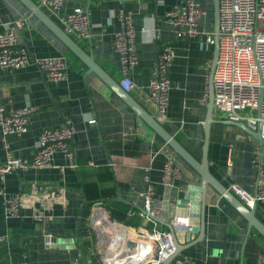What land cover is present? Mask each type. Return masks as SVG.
<instances>
[{
    "label": "crops",
    "instance_id": "1",
    "mask_svg": "<svg viewBox=\"0 0 264 264\" xmlns=\"http://www.w3.org/2000/svg\"><path fill=\"white\" fill-rule=\"evenodd\" d=\"M180 1L63 0L61 11L86 10L90 38L70 36L106 75L118 82L120 59L111 47L120 26L117 12L123 7L132 12L138 63L131 73L134 86L128 92L200 159L214 55V43L206 40L208 36L214 40L213 0L199 1L206 14L197 25L198 34L179 38L177 27L165 20L164 13ZM14 20L24 21L17 37L29 54L36 58L63 56L67 74L62 80L51 81L33 63L12 71L0 69V105L35 108L29 115L28 131L22 135L9 133L4 140L14 155L29 158L40 129L59 125L68 118L74 126L71 144L76 167L68 166V160L56 152L50 167L17 170L5 176L6 191L21 193V214L5 217L0 198V236L5 237L0 243V264H102L108 253L104 247L111 245L113 236L123 230L121 226L135 236L137 245L130 247L127 243L135 259L142 252L140 229L152 227L141 215L144 212L139 193L147 187L143 169L149 167L158 229L163 231L168 229L166 224L174 213V198L190 185L199 184V176L174 154L181 175L172 188L164 187L161 174L168 148L165 142L21 1L0 0V30L4 23ZM164 45L172 47L174 57L168 67V106L165 115L159 117L149 99L148 85L157 52ZM208 62L211 65L207 70ZM205 94L207 100L203 103ZM91 118L96 119L95 123H88ZM213 118L208 148L211 172L226 186L236 182L253 192L255 170L249 159L252 139L239 128L225 124L214 110ZM258 149V159L264 163V145ZM5 158L0 133V163ZM60 166L64 167L62 172ZM34 182L62 187L64 198L41 211L38 200L29 195ZM207 188L204 238L176 256L187 255L196 264H257L258 254L264 252V238L254 229L247 235L246 220L211 187ZM254 211L264 224V201L257 202ZM40 212L46 216L43 221L33 216ZM92 218L104 222L111 232L100 235L97 226L90 224Z\"/></svg>",
    "mask_w": 264,
    "mask_h": 264
},
{
    "label": "built area",
    "instance_id": "2",
    "mask_svg": "<svg viewBox=\"0 0 264 264\" xmlns=\"http://www.w3.org/2000/svg\"><path fill=\"white\" fill-rule=\"evenodd\" d=\"M200 0H181L173 4L165 13L167 22L176 26L177 37H194L198 34L197 25L206 11L201 7ZM40 8L45 9L54 17L65 33L78 38L89 39L91 24L84 8H76L69 12L61 11L63 0H37ZM119 29L114 33L111 47L118 53L120 59L119 86L124 91H130L134 83L132 70L138 63L135 48L136 30L132 21V12L120 8L117 12ZM24 26L23 20H14L3 24L0 30V69L12 71L30 63L35 64L51 81H59L66 77L67 63L63 56L36 58L29 54L27 48L19 43L17 31ZM157 38V35H156ZM214 43L211 36L206 39ZM174 57L172 47L164 45L159 48L152 68L148 85L149 99L154 103L157 116H164L171 84L168 79V67ZM206 64V69L210 66ZM213 91V110L219 118L234 122H244L249 128L257 130L264 139V0H219V38L218 53L211 74ZM262 93V97L260 95ZM207 100V94L202 102ZM34 107L6 108L0 105V133L6 152L4 162L0 163V198L4 205L5 217H19L21 193H8L5 189V176L17 170L31 168H47L56 152H60L67 160L68 166L76 167L72 147L74 126L70 119H64L59 125L40 129L34 144L31 157H19L13 154L4 140L5 135L14 133L22 135L28 131L29 115ZM89 119L88 123H95ZM162 167L161 184L172 188L175 180L181 175L176 156L168 148ZM259 149L254 147L252 163L256 167L253 192L247 191L236 182L227 187L248 208L259 201H264V163L258 159ZM64 167L60 166L62 172ZM143 181L147 187L139 196L145 218L152 225L150 230L140 229L139 239L142 246L150 247L147 252L143 247L141 254L135 259L130 257L122 264H133L144 254L155 256L146 264H162L173 255L175 246L169 230L158 229V209L153 204V191L150 184L149 167L143 169ZM65 190L50 183L34 182L29 195L38 200L40 207L47 209L64 198ZM37 221L46 217L43 212L33 215ZM113 221V220H112ZM114 222V221H113ZM116 223V222H114ZM177 222L173 224V227ZM190 229V226L187 227ZM50 237L49 235H47ZM5 240L0 236V243ZM140 240L138 242L140 243ZM134 262V263H135ZM9 264H26L25 262H10ZM102 264H106L102 258ZM170 264H196L190 257L175 256ZM257 264H264V252L258 254Z\"/></svg>",
    "mask_w": 264,
    "mask_h": 264
},
{
    "label": "water",
    "instance_id": "3",
    "mask_svg": "<svg viewBox=\"0 0 264 264\" xmlns=\"http://www.w3.org/2000/svg\"><path fill=\"white\" fill-rule=\"evenodd\" d=\"M21 1L41 22H43L61 41L77 55L90 69L95 72L103 81L128 105V107L138 116L147 126H149L167 145L168 149L177 155L184 163H186L198 176L199 184L190 185L187 191L174 198V213L171 221L167 223L175 252L166 258L162 264H170L172 259L181 253L187 246L198 243L204 238V209L205 198L207 196V187H211L221 199L230 205L238 214H240L247 222V235L252 229L258 232L264 238V224L255 215L254 207L248 208L226 185L219 181L211 172L208 161V148L211 125L215 122L213 118V91L211 74L215 65L218 53L219 38V0H213V17H214V55L212 66L208 79V103L206 117L203 123L204 140L201 148V158L197 159L173 134H171L162 123L151 113H149L135 98L128 92L120 88L119 82L109 77L96 64L91 54L84 51L77 42L59 26L52 18H50L33 0ZM19 31H17L18 33ZM262 97V93L260 98ZM225 124L233 125L244 134L252 139L251 152L249 155L250 164L255 170L256 167L252 163V154L254 147H262L264 139L257 130L249 128L244 122H234L225 120ZM196 193V194H194ZM144 212V211H143ZM145 214V212H144ZM177 225L173 227V224ZM91 226L95 224V218L90 220ZM124 226V225H123ZM190 226V229L187 227ZM126 228V227H124ZM52 241H54L51 238ZM130 247L137 245V241L129 240ZM147 252L150 247L142 246ZM155 256V253L144 254L133 264H146L149 259Z\"/></svg>",
    "mask_w": 264,
    "mask_h": 264
},
{
    "label": "bare ground",
    "instance_id": "4",
    "mask_svg": "<svg viewBox=\"0 0 264 264\" xmlns=\"http://www.w3.org/2000/svg\"><path fill=\"white\" fill-rule=\"evenodd\" d=\"M95 225L97 226V230L100 235L110 231L104 222H99L97 219L95 220V224L93 226ZM114 238L117 245L113 251H110L104 255V261L106 264H122L123 262L128 261V259L131 257V252L130 248L127 247V243L129 240L136 241L135 236H133L127 229L120 231ZM134 262L135 261H133V263Z\"/></svg>",
    "mask_w": 264,
    "mask_h": 264
},
{
    "label": "rangeland",
    "instance_id": "5",
    "mask_svg": "<svg viewBox=\"0 0 264 264\" xmlns=\"http://www.w3.org/2000/svg\"><path fill=\"white\" fill-rule=\"evenodd\" d=\"M120 229H125L126 230V228H124V227H119ZM128 230V229H127ZM95 237H96V240H97V238H98V240H97V242H98V245H100V243H99V237H97L96 235H95ZM113 239H114V241H112L111 242V245L110 244H107L106 245V243H105V247H104V251H107V252H110V251H113V249L115 248V246L117 245V243H116V240H115V238H114V236H113ZM113 243V244H112ZM108 246V247H107ZM102 249V247H100V250ZM101 251H103V250H101Z\"/></svg>",
    "mask_w": 264,
    "mask_h": 264
},
{
    "label": "trees",
    "instance_id": "6",
    "mask_svg": "<svg viewBox=\"0 0 264 264\" xmlns=\"http://www.w3.org/2000/svg\"><path fill=\"white\" fill-rule=\"evenodd\" d=\"M177 156V155H176ZM178 157V156H177ZM179 158V157H178ZM131 231V230H130ZM132 232V231H131ZM134 233V232H133Z\"/></svg>",
    "mask_w": 264,
    "mask_h": 264
}]
</instances>
